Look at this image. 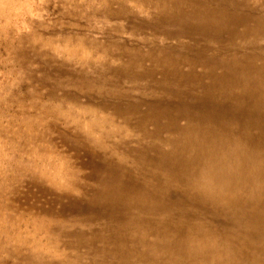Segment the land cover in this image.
<instances>
[{
  "label": "rangeland",
  "instance_id": "obj_1",
  "mask_svg": "<svg viewBox=\"0 0 264 264\" xmlns=\"http://www.w3.org/2000/svg\"><path fill=\"white\" fill-rule=\"evenodd\" d=\"M188 1L0 0V264H116L120 216L108 217L98 179L113 170L147 179V157L168 148L149 136L148 103L176 102L156 88H134L121 73L160 80L170 59L196 53L183 48L185 36L159 32L175 28L159 19L181 14L177 6ZM147 21L152 30L141 27ZM100 81L122 89L99 91ZM82 231L90 242L77 236Z\"/></svg>",
  "mask_w": 264,
  "mask_h": 264
},
{
  "label": "bare ground",
  "instance_id": "obj_2",
  "mask_svg": "<svg viewBox=\"0 0 264 264\" xmlns=\"http://www.w3.org/2000/svg\"><path fill=\"white\" fill-rule=\"evenodd\" d=\"M184 3L177 6L185 9L181 14L160 16L174 29H155L175 40L185 36L183 48L196 53L170 59L160 80L121 73L134 88H156L176 102L173 108L157 97L148 103L155 117L149 136L168 148L147 157V179L124 180L118 170L98 179L95 193L108 203V217L120 216L112 258L116 264H264V0ZM147 22L141 27L151 28ZM96 88L122 89L101 81Z\"/></svg>",
  "mask_w": 264,
  "mask_h": 264
}]
</instances>
